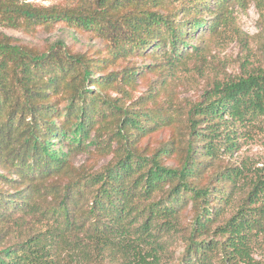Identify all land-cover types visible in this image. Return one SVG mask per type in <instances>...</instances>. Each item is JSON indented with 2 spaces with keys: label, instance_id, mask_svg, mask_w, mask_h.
I'll return each instance as SVG.
<instances>
[{
  "label": "trees",
  "instance_id": "16d2710c",
  "mask_svg": "<svg viewBox=\"0 0 264 264\" xmlns=\"http://www.w3.org/2000/svg\"><path fill=\"white\" fill-rule=\"evenodd\" d=\"M0 26L31 37L0 30V264H264V0H0Z\"/></svg>",
  "mask_w": 264,
  "mask_h": 264
},
{
  "label": "rangeland",
  "instance_id": "374dc122",
  "mask_svg": "<svg viewBox=\"0 0 264 264\" xmlns=\"http://www.w3.org/2000/svg\"><path fill=\"white\" fill-rule=\"evenodd\" d=\"M34 2L36 4H43V5H56V6H62V7H87L91 6L94 7L95 0H27ZM237 16L238 21L240 23L241 28L249 35L248 43L249 47L254 52H259L260 49V33H261V26L259 23V13L254 5V3H251L250 6L242 11L240 9H237ZM0 30L5 31L6 33L14 36H18L21 38H31L30 36L25 35L24 33L8 29L0 26ZM61 35V29L59 26L54 28L53 30H43L41 29L36 36L33 38L37 42H42L44 39L52 38L57 39ZM92 44H99L96 40H91L90 38H87L85 36H81V39L78 41V44H76L75 47H82L84 45H92ZM210 50L211 55L215 57L216 62H220L221 65L225 66L226 70L228 72H238L239 71V60L238 56L243 54V51L240 49L238 45L235 43L232 44H224V43H216L214 39L210 40ZM157 75L151 74V78L155 79ZM184 88V87H183ZM145 85H141L139 90L135 93H132V99L139 100V96L141 94V91H144ZM192 92H188L186 89H183L180 92V97L186 96L188 94H191ZM114 96L119 95L120 93L113 92ZM167 96L166 93L163 91L162 99H165ZM120 102L127 104L130 103L131 100L126 97H120ZM244 155L248 154L252 157H260L264 153V145L263 144H251L248 146H245L243 149ZM89 156L88 153H82L77 155L76 160L78 162H82ZM111 157V156H109ZM102 158L100 163L107 161L108 158ZM0 172L1 169H0Z\"/></svg>",
  "mask_w": 264,
  "mask_h": 264
}]
</instances>
